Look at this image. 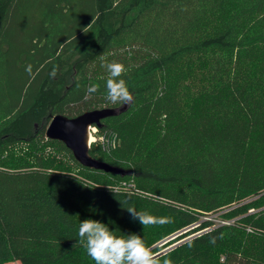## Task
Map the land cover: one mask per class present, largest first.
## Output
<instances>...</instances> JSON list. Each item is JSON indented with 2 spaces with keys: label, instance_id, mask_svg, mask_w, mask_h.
Returning <instances> with one entry per match:
<instances>
[{
  "label": "trees",
  "instance_id": "16d2710c",
  "mask_svg": "<svg viewBox=\"0 0 264 264\" xmlns=\"http://www.w3.org/2000/svg\"><path fill=\"white\" fill-rule=\"evenodd\" d=\"M25 2L0 0V64L34 62L26 86L46 65L58 72L15 100L0 93V264H94L77 242L85 219L117 235L150 227L158 240L196 225L161 264H220L221 249L222 264H264V0H48L40 31L20 45L12 32ZM123 41L132 51L120 78L134 101L102 121L112 141L90 154L124 176L83 167L46 137L53 116L107 101V78L90 67L100 55L113 62ZM91 84L99 91L88 95ZM41 140L80 170L46 148L29 165L5 159ZM129 207L172 222L143 226ZM222 210L230 224L205 219Z\"/></svg>",
  "mask_w": 264,
  "mask_h": 264
},
{
  "label": "rangeland",
  "instance_id": "374dc122",
  "mask_svg": "<svg viewBox=\"0 0 264 264\" xmlns=\"http://www.w3.org/2000/svg\"><path fill=\"white\" fill-rule=\"evenodd\" d=\"M25 4L23 5V9L20 10L14 25H13V36L16 41L24 42L23 44L20 43V45L26 44L25 41L29 39V36L33 34L34 32L37 33V31H40V24L38 23V18L40 17V12L43 11L48 6V0L45 2V0H25ZM125 42V43H124ZM128 41L120 42L115 48H116V54H112L113 61L120 62L125 64L126 61H128L127 52L132 51V47L129 44ZM117 55L118 58L125 59L123 62L122 60H117L115 57ZM106 60L108 62V56H106ZM10 65H7V64ZM8 63L5 61V63L0 64V93L4 97H11L14 100L20 96V92L24 90V87L26 90L30 89V91H35L38 87L39 83L42 81L43 78H45L49 72L50 67L46 65L43 70L41 71L39 77L37 79L30 80V83L26 86V82L29 81V77L31 74H29L28 71H26L27 67L25 68H14V60L8 61ZM104 62L100 59L98 62L95 63L94 66L90 67V71L94 72L95 76L97 78H108V72L105 67L102 66ZM31 65V72L34 69V62L30 63ZM32 83V84H31ZM121 104H112L108 101L104 102L103 104L99 105L98 108H112V107H119ZM96 128V133L94 135L95 141L98 140L99 145H104L107 142L110 143L112 139H109L108 141L104 137L102 133L98 131V128ZM94 141V142H95ZM39 148V149H38ZM44 148H46V151H48V155L50 156H56L58 160L62 161L63 164L67 167H69L70 170H73L74 172H77L80 170V166L76 164V162L73 160L71 155L63 150L61 146L59 145H51L47 144V140H41L38 143V147L35 148L31 144L23 143L19 145H15L13 147H10L9 150L6 152L5 159L10 163H16L20 165H29L33 163V160L36 155V151H44ZM47 155V156H48ZM227 212L226 210H222L221 212H217L208 218L213 220L216 224H222L223 222L230 223L228 221H225L224 218H222V215ZM193 228V227H192ZM190 230V229H189ZM188 231V230H187ZM187 231H179L178 233H175L173 235H170L168 237H165L161 240L159 239L160 232L152 229L150 227H140L138 229V235H140L146 242L148 246H150L153 249V252L159 253L162 252L168 248H171L172 246L176 245L177 243H180L184 240H186L189 237H192L194 235L188 236L186 238L181 239ZM184 234V235H183ZM198 234V233H196ZM219 263H224V252L223 250H219ZM8 264H20L19 262H10Z\"/></svg>",
  "mask_w": 264,
  "mask_h": 264
},
{
  "label": "clouds",
  "instance_id": "9594fccd",
  "mask_svg": "<svg viewBox=\"0 0 264 264\" xmlns=\"http://www.w3.org/2000/svg\"><path fill=\"white\" fill-rule=\"evenodd\" d=\"M107 69L105 99L112 104L131 105L134 101L132 92L126 81L120 77L126 72V67L120 62H107L106 57L100 55ZM26 71L31 74V65ZM58 68L54 66L49 76L55 78ZM99 91L98 84H91L87 94L91 95ZM133 219L138 220L143 226L163 225L171 223L169 217L153 216L147 211H137L134 207L127 208ZM77 241L86 250L87 255L94 264H161L158 255L148 246L145 240L137 234L117 235L115 231L97 220L85 219L80 222ZM210 243H215V237ZM191 246V245H190ZM162 264H172L170 259H164Z\"/></svg>",
  "mask_w": 264,
  "mask_h": 264
},
{
  "label": "water",
  "instance_id": "95a60500",
  "mask_svg": "<svg viewBox=\"0 0 264 264\" xmlns=\"http://www.w3.org/2000/svg\"><path fill=\"white\" fill-rule=\"evenodd\" d=\"M127 108V104H125L118 108H101L86 111L76 117H68L63 114L55 115L52 117L46 130V137L50 140L60 141L65 144L72 152L75 160L83 167L101 170L106 173H117L123 176L130 174V172L119 169L107 162L97 160L90 154L92 145L90 141V128L101 127L103 120L118 116L124 113ZM180 243H177L157 255L166 253Z\"/></svg>",
  "mask_w": 264,
  "mask_h": 264
},
{
  "label": "built area",
  "instance_id": "2783aa9c",
  "mask_svg": "<svg viewBox=\"0 0 264 264\" xmlns=\"http://www.w3.org/2000/svg\"><path fill=\"white\" fill-rule=\"evenodd\" d=\"M95 134L96 133V128L95 127H92L90 128V134ZM96 140V139H95ZM126 185V184H125ZM129 186H132V184H130ZM222 224H230V223H227V222H223ZM196 226V225H195ZM195 226H191V227H188V228H185L183 229L182 231H189V229H192V227L194 228ZM199 234V233H198ZM190 238V237H189Z\"/></svg>",
  "mask_w": 264,
  "mask_h": 264
},
{
  "label": "bare ground",
  "instance_id": "6f19581e",
  "mask_svg": "<svg viewBox=\"0 0 264 264\" xmlns=\"http://www.w3.org/2000/svg\"><path fill=\"white\" fill-rule=\"evenodd\" d=\"M90 141H91L92 143L95 141V138H94V135H93V134H91Z\"/></svg>",
  "mask_w": 264,
  "mask_h": 264
}]
</instances>
